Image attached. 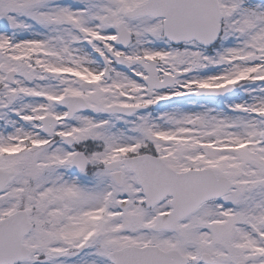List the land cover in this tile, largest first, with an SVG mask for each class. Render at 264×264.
Returning <instances> with one entry per match:
<instances>
[{"label":"snow or ice","instance_id":"snow-or-ice-1","mask_svg":"<svg viewBox=\"0 0 264 264\" xmlns=\"http://www.w3.org/2000/svg\"><path fill=\"white\" fill-rule=\"evenodd\" d=\"M0 264H264V0H0Z\"/></svg>","mask_w":264,"mask_h":264}]
</instances>
